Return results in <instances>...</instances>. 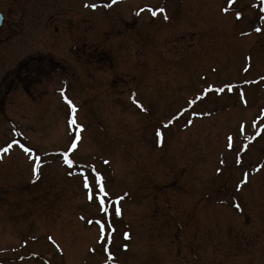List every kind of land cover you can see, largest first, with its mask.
Returning a JSON list of instances; mask_svg holds the SVG:
<instances>
[{
  "label": "rangeland",
  "instance_id": "rangeland-1",
  "mask_svg": "<svg viewBox=\"0 0 264 264\" xmlns=\"http://www.w3.org/2000/svg\"><path fill=\"white\" fill-rule=\"evenodd\" d=\"M260 7L0 0V264H264ZM209 84L234 87L189 108ZM62 89L82 131L69 128ZM76 135L69 168L62 153ZM92 167L111 199L123 197L120 216L109 206L110 242L77 174Z\"/></svg>",
  "mask_w": 264,
  "mask_h": 264
},
{
  "label": "snow or ice",
  "instance_id": "snow-or-ice-1",
  "mask_svg": "<svg viewBox=\"0 0 264 264\" xmlns=\"http://www.w3.org/2000/svg\"><path fill=\"white\" fill-rule=\"evenodd\" d=\"M116 2H117V0H112V4H115ZM231 2H233V0H230V3ZM85 6L95 8L97 5L91 4V5H85ZM105 6H110V5H105ZM141 11H144V9H141ZM147 11L151 12V15L153 17H155L157 15V11L164 12V9L159 8L158 10H153L152 8H147ZM225 11H226V9H225ZM259 12L264 13V7H260ZM137 14H139V13H137ZM164 18L167 19V16H165ZM235 18L237 21H240L242 19V12L239 10L236 11ZM259 18L261 20H264V16H260ZM255 30L257 32H259L261 29L256 28ZM245 71H247V69H245ZM233 87H234V85H231V84H225L221 87H214L213 85L209 84L202 91H200L199 94L195 95L192 100L186 101V103H187L188 107L191 108L197 103V101H202L204 99V97L207 96L208 93L212 92V93L219 94V93H223L225 91V89H227L230 92V91H232ZM61 95L63 96L65 103L69 106V108L71 110V115L69 116V119H68L69 128L74 129V130L79 129L82 131L81 126L77 125L76 120H75L76 107L72 104V101L70 99H68V97L65 95L63 89L61 90ZM241 98H243V93H241ZM133 103H137V107L141 108V110H144L142 105H140L135 100H133ZM186 111H187V108H185L183 110V112H186ZM183 112H178V114L173 115L172 119H170L168 121V124L164 125V127H168V125H170L174 120L179 119L180 115H182ZM261 119H264V117H261ZM188 123H191V121H188ZM256 126H257V122L254 121L253 127H256ZM239 130H240L241 134H244L245 133V126L243 124L240 125ZM155 135L159 138L162 136V133L160 130H157ZM256 135L259 136L260 132L258 131ZM79 139H80L79 135H76L75 140L70 142V147L68 148V150L65 151L64 153H62L64 163L69 168H71L73 166V160L69 157V153L76 149L77 141ZM251 139L254 140L255 137H252ZM13 143H16V142L14 141ZM11 147H12V144H8V146L4 147L2 149V151L7 153ZM20 147L23 148V150L26 153L30 151L28 148H25L23 145H20ZM228 147H229V149L233 148V138L231 136L228 137ZM246 148H247V144H244L243 147L240 148V152L245 151ZM35 161L36 162H35L34 167L32 169L34 174L37 172V170L40 166L39 165V157H36ZM105 163H107V161H105ZM220 163H221V165H224L225 161L221 160ZM234 163L236 165H242V158H241L239 152H237V154H236ZM256 170H258V169H256ZM220 171H221V169L218 168L217 172L219 173ZM77 174L81 177L83 188L87 191L88 200L94 201L96 203V205L98 206L100 213L103 214L100 219H97L94 221V223L96 225H98V227H99L100 239L103 241L105 239V235H107L108 240L110 242L112 232H114L115 230L112 228L111 223L108 221L109 206L111 205L113 207L115 216H120L121 215V208L119 207V201H120V199H123V197H118L115 200L110 198V194L106 189L103 176L98 171H96V169L94 167L91 168V175H89L88 172L85 170H82L81 172H79ZM247 175H248L247 173H243L244 178L242 180H240L236 185L237 191H239L240 188L244 184L247 183ZM234 207L237 210H240V205L238 203L235 204ZM89 223H93V221H89ZM106 223H107L108 229H110V231H108L107 233H106V229H105ZM124 237L127 239L128 233H124ZM48 239L52 240L51 237H49ZM105 251H108L107 247H105ZM109 259H111V257H109Z\"/></svg>",
  "mask_w": 264,
  "mask_h": 264
},
{
  "label": "water",
  "instance_id": "water-1",
  "mask_svg": "<svg viewBox=\"0 0 264 264\" xmlns=\"http://www.w3.org/2000/svg\"><path fill=\"white\" fill-rule=\"evenodd\" d=\"M2 21H3V18H2V15L0 14V26L2 25Z\"/></svg>",
  "mask_w": 264,
  "mask_h": 264
}]
</instances>
